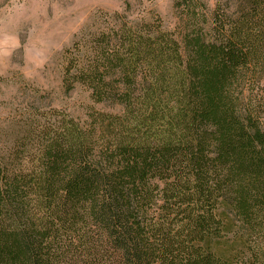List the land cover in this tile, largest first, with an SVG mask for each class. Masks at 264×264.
Wrapping results in <instances>:
<instances>
[{
  "label": "trees",
  "instance_id": "1",
  "mask_svg": "<svg viewBox=\"0 0 264 264\" xmlns=\"http://www.w3.org/2000/svg\"><path fill=\"white\" fill-rule=\"evenodd\" d=\"M173 11L65 51L83 119L0 128V264H264V0Z\"/></svg>",
  "mask_w": 264,
  "mask_h": 264
},
{
  "label": "rangeland",
  "instance_id": "2",
  "mask_svg": "<svg viewBox=\"0 0 264 264\" xmlns=\"http://www.w3.org/2000/svg\"><path fill=\"white\" fill-rule=\"evenodd\" d=\"M224 0H206L213 7ZM175 0H0V128L34 103L83 119L89 92L62 87L65 51L108 17H159L173 28Z\"/></svg>",
  "mask_w": 264,
  "mask_h": 264
}]
</instances>
